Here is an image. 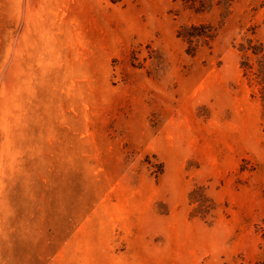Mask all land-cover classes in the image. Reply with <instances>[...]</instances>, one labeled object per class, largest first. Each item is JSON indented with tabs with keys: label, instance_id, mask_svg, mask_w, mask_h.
<instances>
[{
	"label": "rangeland",
	"instance_id": "obj_1",
	"mask_svg": "<svg viewBox=\"0 0 264 264\" xmlns=\"http://www.w3.org/2000/svg\"><path fill=\"white\" fill-rule=\"evenodd\" d=\"M248 40L261 0H0V264H264Z\"/></svg>",
	"mask_w": 264,
	"mask_h": 264
},
{
	"label": "trees",
	"instance_id": "obj_2",
	"mask_svg": "<svg viewBox=\"0 0 264 264\" xmlns=\"http://www.w3.org/2000/svg\"><path fill=\"white\" fill-rule=\"evenodd\" d=\"M184 4L197 8V11H206L215 6L229 9L234 0H181ZM262 5H264V0ZM178 36L188 42V53L195 55L198 47L202 44H210L216 37L214 29L208 24H199L183 27L179 30ZM240 50L244 53L251 52L257 57L254 64L244 61L242 67L244 75L250 78V81L256 83L259 89L260 98L263 105L264 113V51L262 47H255L252 41L248 40L247 45L241 44Z\"/></svg>",
	"mask_w": 264,
	"mask_h": 264
}]
</instances>
